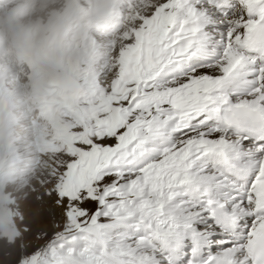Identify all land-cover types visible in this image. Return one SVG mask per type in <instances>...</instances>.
<instances>
[{
  "label": "snow or ice",
  "instance_id": "1",
  "mask_svg": "<svg viewBox=\"0 0 264 264\" xmlns=\"http://www.w3.org/2000/svg\"><path fill=\"white\" fill-rule=\"evenodd\" d=\"M121 7L0 264H264V0Z\"/></svg>",
  "mask_w": 264,
  "mask_h": 264
},
{
  "label": "bare ground",
  "instance_id": "2",
  "mask_svg": "<svg viewBox=\"0 0 264 264\" xmlns=\"http://www.w3.org/2000/svg\"><path fill=\"white\" fill-rule=\"evenodd\" d=\"M12 97L14 99L15 102L13 103H16L18 101L20 102H23L24 100H21V90L20 89H17L13 92L12 94ZM55 128V125L54 127ZM58 132H61L60 129L58 128L57 129ZM65 134H63L62 136H64ZM19 150L18 149H14L13 150H6V152L4 151L3 152V159H4V164L3 166L0 165V180H2L4 177H5V173H6V170H5V166H9L10 163H12L13 161H21L23 160V155L22 153L18 152ZM28 151V150H27ZM21 154V155H20ZM22 158V159H21ZM52 156L51 154H48L47 155V158L44 159V163L42 165H46V169L50 167V164H49V161L51 160ZM41 166V165H40ZM3 169V170H2ZM36 169H38V171L40 172V167L37 166L35 167V169L33 171H35ZM43 172V171H42ZM44 173L43 172L41 174V177L44 176ZM10 175V174H7V176ZM8 185L5 187L7 188ZM29 188L27 189H23L21 187H16L14 191H17V192H22L24 190L28 191ZM42 193L38 194L37 195V200L35 198V194L31 193V195L28 196V198H25L23 200V207L20 208L21 210V213L24 214L25 216H28V220H27V224H29L30 226L33 224L34 221H37L39 219V215H38V200H39V196L41 194H43V192L47 191V189L45 187L42 188ZM5 192L9 195L8 196V200L5 201V202H0V207H1V211H7V210H11V212H16L17 211V206L18 205V202L16 200V196L13 195V192L11 190H8V189H5ZM23 215V216H24ZM0 236L1 237H8L9 239H11V235H10V232H8L5 228V225L3 227L0 228Z\"/></svg>",
  "mask_w": 264,
  "mask_h": 264
},
{
  "label": "rangeland",
  "instance_id": "3",
  "mask_svg": "<svg viewBox=\"0 0 264 264\" xmlns=\"http://www.w3.org/2000/svg\"><path fill=\"white\" fill-rule=\"evenodd\" d=\"M4 151L6 152V150H4ZM56 151L57 150H55V152ZM42 166H44V167L42 169V167L40 166V172L38 171V169H36L35 172L32 171L33 174L31 176H29L25 180L24 183L17 184V183L12 182L6 188L8 190H11L12 192L16 187H21L23 189L29 188L28 191H26V190H24L22 192L14 191L13 195L16 196V200H17L19 206H17L18 208H17L16 212L15 211L11 212V210L6 211L8 222L5 224V228L8 232H10L11 238H13V236H15V235H18L19 234L18 230L22 231L26 225L30 227V225L27 224L28 216H25L24 214H22L20 208L23 207L22 206L23 200L25 198H28V196L31 195V193L35 194L36 200H37V195L42 193L44 181L41 179V174L43 172H45L46 165H42ZM0 210H1V208H0ZM0 238H2V237L0 236Z\"/></svg>",
  "mask_w": 264,
  "mask_h": 264
}]
</instances>
